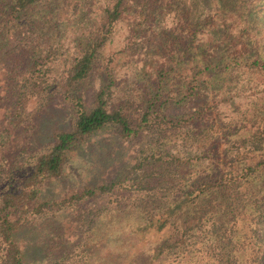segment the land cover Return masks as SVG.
Returning a JSON list of instances; mask_svg holds the SVG:
<instances>
[{"label": "trees", "instance_id": "1", "mask_svg": "<svg viewBox=\"0 0 264 264\" xmlns=\"http://www.w3.org/2000/svg\"><path fill=\"white\" fill-rule=\"evenodd\" d=\"M92 1L97 7L89 16L87 9ZM194 1L0 0V70L13 73L17 72V67H22L19 74L23 76V85L27 88L22 97L44 93L47 84H50L46 63L58 51L59 45L53 41H59L57 25L61 14L79 6L82 18L79 31L74 36V41H78L76 51L65 61L59 76L62 98L68 102L73 114L70 125L55 129L51 143L45 149L34 152L28 165L13 180L14 173L10 167L6 184L0 189V264H25L22 245L16 236L28 216L40 213L48 205L78 201L95 192L115 189L118 180L83 186L61 198L41 196V186L48 178L60 174L66 154L73 145L107 124L114 125L120 138L129 139L144 137V132L176 123L179 126L177 134L181 132L185 139L190 140L192 131L189 123L193 119H201L205 111L195 107L176 114L170 111V104L183 106L184 102L193 100L199 90L211 85L213 72L222 69L230 71L240 65V60L235 59L238 51H234V55L228 51L232 58L226 60L202 51L194 63L187 61L184 65L183 55L189 51L171 50L165 63L156 68L153 81L147 84V77H144L142 104L136 114L131 113L125 104L127 98L114 102L110 79L93 92L88 105L78 87L92 71L97 50L112 38L121 22L126 21L129 36H134L139 28L154 20L162 29L171 25L169 29L176 30L178 23L182 24L186 17L187 6ZM196 1L201 2L205 13H198L196 21L190 23L191 28L183 25L188 33L195 37L202 24L212 18H221L223 27L227 26L225 19L232 20L231 24L237 27V36L246 40L241 43L249 55L252 54L250 59L247 58L248 63L264 70V0ZM129 7L135 14L130 20L126 15ZM162 39L166 44L173 41L166 34L162 35ZM40 41L49 43L43 47ZM22 46L27 51L24 64L21 65L22 61L16 64L12 60L13 67L8 65L5 60L7 54ZM202 48V45H197L198 50ZM228 48L231 49L232 45L229 44ZM166 49L169 52L168 45ZM104 67L105 73L110 76V69L106 65ZM179 74L184 79V87L177 83ZM251 141V145L246 147L250 153L245 160L239 158L221 169L204 173L189 172L183 180L171 183L170 191L166 181L161 180L157 191L146 192L142 196L139 194L136 203H127L122 210L127 213L131 210L130 206H135L141 209L143 217L132 221L127 218L128 213L125 216L123 212L119 216V232L126 234V241L129 239L135 243L140 240L144 243L146 239L153 238L152 233L154 236V232L166 230L161 240L154 238L156 243L150 253L151 261L161 259L168 260V264H196L201 254V261L205 264H264V147L256 144L254 139ZM153 142L148 141L150 144ZM162 148L159 158L164 161L159 166L167 168L175 161L176 164L182 162L171 150ZM121 183L122 178H119V185ZM160 188L169 191L166 192V199H160ZM221 216H226V220ZM117 224L109 222L107 230H112ZM202 226L208 227L206 233H202ZM196 232L201 234L200 239L195 236Z\"/></svg>", "mask_w": 264, "mask_h": 264}, {"label": "rangeland", "instance_id": "2", "mask_svg": "<svg viewBox=\"0 0 264 264\" xmlns=\"http://www.w3.org/2000/svg\"><path fill=\"white\" fill-rule=\"evenodd\" d=\"M77 7L63 12L58 21L59 41L53 43L59 46L56 56L46 63L50 84L44 93L22 97L27 90L20 75L22 67L16 68L18 73L0 70V189L6 184L10 167L13 180L22 173L34 152L51 143L55 129L70 125L73 114L68 102L62 98L59 76L78 44L74 36L82 18ZM96 7L92 1L87 9L89 16ZM131 9L126 11L129 20L135 15ZM203 11L201 2L195 0L187 6L186 17L182 24L178 23L176 30L169 29L171 25L162 29L154 20L139 28L134 36H129L126 21L121 22L112 38L97 50L92 71L78 87L83 100L90 104L93 92L110 79L114 102L127 98L124 102L134 114L142 104L144 77H147V84L153 81L156 68L165 63L171 50L177 52L179 48L183 53L190 52L185 56L181 54L184 65L187 61L194 63L202 51L211 52L221 60L232 58L234 51H238L235 59L240 60V65L230 71L213 72L211 85L199 90L193 100L184 102L183 106L170 104V111L176 114L195 107L205 111V116L189 123L190 140L181 132L177 134L179 126L176 123L144 132V137L129 139L120 138L114 125L107 124L73 145L66 154L60 174L48 178L41 186V196L61 198L83 186L118 180L115 189L95 192L78 201L48 205L40 213L28 216L16 236L22 245L25 264H168V260H150L156 243L154 238L161 240L166 230L154 232V236L152 233L153 238L144 243L126 241V234L119 232V216L123 212L125 216L128 213L127 218L132 221L143 217L141 209L135 206H130L131 210L125 213L124 205L136 203L137 197L146 192L157 191L161 180L166 181L170 191L171 183L183 180L189 172L204 173L221 169L239 158L247 159L250 151L246 147L251 145L252 139L264 147V131H260L264 128V70L248 63L252 54L249 55L241 43L246 40L237 36V27L231 24L232 20L225 19L227 26L223 27L221 18H212L192 37L183 25L191 28L190 23L196 21L199 12L205 13ZM163 34L173 41L166 44ZM48 43L40 41V46L45 47ZM199 44L203 46L202 50L197 49ZM228 51L233 52L231 56ZM26 53L22 46L8 53L5 60L12 67V60L16 64L22 61L23 65ZM104 65L110 69V76L105 73ZM179 76L177 83L184 87V79ZM152 140L153 143H148ZM161 148L171 150L182 162L176 164L175 161L167 168L159 166L164 161L159 158ZM119 178H122L121 185ZM168 190L160 188L161 200L166 199ZM221 217L226 220V216ZM109 222L118 224L107 230ZM207 228L202 226V233H206ZM200 235L199 232L195 234L198 239ZM133 239L136 241L135 236ZM196 264H205L201 254Z\"/></svg>", "mask_w": 264, "mask_h": 264}]
</instances>
